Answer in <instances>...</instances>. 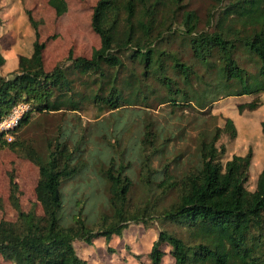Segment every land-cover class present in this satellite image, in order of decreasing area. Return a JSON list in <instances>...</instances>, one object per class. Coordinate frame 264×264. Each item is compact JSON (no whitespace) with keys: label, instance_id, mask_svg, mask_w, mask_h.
<instances>
[{"label":"trees","instance_id":"trees-1","mask_svg":"<svg viewBox=\"0 0 264 264\" xmlns=\"http://www.w3.org/2000/svg\"><path fill=\"white\" fill-rule=\"evenodd\" d=\"M18 3L26 16L23 25L33 32L26 36L31 47L15 61L0 48V121L19 103L30 108L15 129L0 133V147L33 162L39 180L36 201L24 210V192L10 174L8 200L0 196V212L11 207L16 216L0 220L3 259L10 264H90L78 254L76 242L94 246L98 238L123 236L131 223L150 228L158 222L148 253L151 264H163L167 254L175 264H264V161L253 172L252 149L226 158L222 135L237 137L231 117L224 127L215 116L205 121L193 153L174 155L173 138L163 137L147 122L138 154L148 195L142 202H133L135 184L127 172L133 164L126 161L125 151L113 150L107 161L93 162L112 208L94 223L83 205L68 225L61 215L68 205L65 185L91 170V153L81 145L84 138L72 147L66 137L35 144L21 135L36 114H77L92 107L97 118L110 112L120 119L125 111H149L153 100L172 112L196 109L202 118L211 115L208 109L222 96L251 97L238 105L239 111L256 110L264 94V0H214L203 28L201 16L185 9L184 0H98L91 27L100 46L90 57L70 49L53 69H47L44 52L57 34L44 37L45 19L26 7L25 0L13 6ZM48 3L57 17L68 12L67 0ZM177 39L192 52L191 61L168 47ZM261 131L264 136V119ZM7 133L14 135L12 141ZM251 173L257 176L253 187ZM75 202L72 207H78L79 200Z\"/></svg>","mask_w":264,"mask_h":264},{"label":"rangeland","instance_id":"rangeland-1","mask_svg":"<svg viewBox=\"0 0 264 264\" xmlns=\"http://www.w3.org/2000/svg\"><path fill=\"white\" fill-rule=\"evenodd\" d=\"M48 1L25 0L26 7L32 9L36 16L45 19L44 37L57 34V38L48 43L44 52L47 68L53 69L59 61L64 59L70 49H73L76 55L90 57L93 50L100 46V38L91 27L92 6L98 0H67L68 12L61 17H57ZM15 2L16 0H0V17L4 24L3 29H0V48L3 55L4 53H27L31 47L26 37L29 35V27L22 23L26 18L23 5L18 3L13 6ZM213 2L214 0H184V5L185 9L198 12L201 16L200 28H203ZM168 47L191 61L190 53L192 52L188 47L184 48L179 39ZM250 99L252 98L241 100L236 97L222 96L209 109L207 108L211 115H207L206 118H202L203 115L193 108L172 112L171 107L159 106L156 100H153L149 111L143 112L131 108L137 112L125 111L126 113L120 119L117 113L110 114V112L97 118L92 107L87 112L80 111L77 114L68 111L36 114L21 135L22 138L32 140L35 144H40L47 137H66L70 139L72 147L75 141L81 137L84 138L81 145L87 153H91L89 158L92 163L91 170L65 185V201L68 205L65 206L61 215L63 223L68 225L72 221L73 212L83 205L89 221L94 223L102 213L111 214L112 208L108 202L107 186L99 175L98 164L93 166V162L107 161L113 150L125 151L126 161H131L133 164L127 169L135 184L133 202L146 200L148 195L140 179L138 154L139 141L147 122L154 123L155 129L160 131L163 137L173 138L171 145H174L172 147V155H174L182 151L193 153L195 138L205 121L210 122L215 116V122L224 127L226 118L231 117L237 127V137L233 139L228 133L222 135L220 143L227 147L226 158H231L234 154L244 155L252 149L255 162L253 172L258 171L264 161V136L261 131V122L264 119V94L256 110L244 109L240 112L238 105L247 103ZM11 173L15 174L24 192L21 199L22 207L28 210L36 201L35 188L39 180V169L33 162L19 157L9 148L0 147V196L6 201L9 196ZM256 177V173H251L252 187ZM74 200L76 202L79 200L78 207H72ZM37 210L39 213L42 212L40 205ZM65 214L68 217H65ZM15 216V211L11 207L0 212V220H14ZM158 226V222L150 228L142 223H131L121 237L115 235L109 241L101 237L94 242V246L76 242L75 247L78 254L87 259L90 264H151L148 253L153 241L157 238ZM168 229L178 231L175 225H169ZM164 249L168 250L166 247ZM0 264L10 263L0 255ZM163 264H175V259L167 254Z\"/></svg>","mask_w":264,"mask_h":264},{"label":"built area","instance_id":"built-area-1","mask_svg":"<svg viewBox=\"0 0 264 264\" xmlns=\"http://www.w3.org/2000/svg\"><path fill=\"white\" fill-rule=\"evenodd\" d=\"M29 108L30 105L27 103H19L15 106L12 112L0 121V133L4 131L10 132L15 129ZM6 138L8 141H12L14 139V135L12 133H7Z\"/></svg>","mask_w":264,"mask_h":264},{"label":"crops","instance_id":"crops-1","mask_svg":"<svg viewBox=\"0 0 264 264\" xmlns=\"http://www.w3.org/2000/svg\"><path fill=\"white\" fill-rule=\"evenodd\" d=\"M33 32H32V30L29 28V31H28V34L29 35H31ZM5 55V57L7 58V59H9V60H12V61H15V59L17 58V56H18V53H4ZM47 67V66H46ZM48 69V68H47Z\"/></svg>","mask_w":264,"mask_h":264}]
</instances>
